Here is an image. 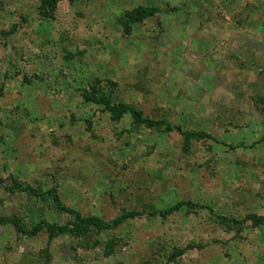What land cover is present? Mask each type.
<instances>
[{"label":"rangeland","instance_id":"1","mask_svg":"<svg viewBox=\"0 0 264 264\" xmlns=\"http://www.w3.org/2000/svg\"><path fill=\"white\" fill-rule=\"evenodd\" d=\"M0 0V264H264V0ZM157 13L126 32L125 12ZM204 133L136 128L90 98ZM13 181L108 223L90 238ZM189 202L166 217L158 214ZM241 227V228H240Z\"/></svg>","mask_w":264,"mask_h":264},{"label":"trees","instance_id":"2","mask_svg":"<svg viewBox=\"0 0 264 264\" xmlns=\"http://www.w3.org/2000/svg\"><path fill=\"white\" fill-rule=\"evenodd\" d=\"M61 1H73V0H47L43 3V6L40 8V14L43 17H49L53 13L57 4ZM157 13V9L154 7H140L132 11L125 12L122 16V20L127 23L125 26L126 32L129 33L131 26L136 23H140L145 19L154 16ZM95 104H101L107 109L112 118L118 119L124 114H129L131 116L132 125L136 128H147V129H159L166 133H171L176 131L180 136L183 137L185 145H189L192 141H201L205 137L204 133H199L196 131H185L180 126H173L168 123L166 120H153L148 117H144L142 112L138 109H135L132 106L123 104V103H112L110 96H101L100 98H90ZM3 183V180L0 178V185ZM9 192L15 193H25L30 198L39 200L42 202H50L53 205L57 206L62 212L68 213L71 217L64 224L49 223L45 220H40L37 223L32 225V228L24 231L25 234L32 237L37 235L39 232L45 231L50 238H56L64 235H70L77 238H90L92 234L98 235L103 231H113L119 228L121 225L126 223L128 220L135 219L140 217L139 212H126L114 220L103 223L101 220L96 218L83 217L81 214L74 209L66 207L59 198V195L56 190L52 189L46 192L38 191L33 189L29 185H23L19 181H13L12 187L9 189ZM190 204L189 202H180L174 206H171L167 210L158 211V214L162 217H166L172 212L178 211L182 206ZM225 222H232L236 226H241L245 221L251 220L255 226H258L264 222V216H258L256 214L248 215L243 220L238 221L236 219H222ZM241 228V227H240Z\"/></svg>","mask_w":264,"mask_h":264}]
</instances>
